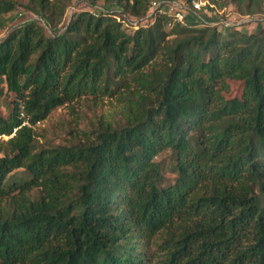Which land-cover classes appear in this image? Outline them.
<instances>
[{"label":"trees","instance_id":"1","mask_svg":"<svg viewBox=\"0 0 264 264\" xmlns=\"http://www.w3.org/2000/svg\"><path fill=\"white\" fill-rule=\"evenodd\" d=\"M73 1L0 0V29L19 8L44 21L0 39V264H264V27L160 11L194 0H87L152 23L97 8L62 25ZM220 1L264 15V0ZM104 97L122 123L37 142L56 109ZM165 151L173 181L155 160Z\"/></svg>","mask_w":264,"mask_h":264},{"label":"rangeland","instance_id":"2","mask_svg":"<svg viewBox=\"0 0 264 264\" xmlns=\"http://www.w3.org/2000/svg\"><path fill=\"white\" fill-rule=\"evenodd\" d=\"M205 6L199 12L193 13L189 10L188 21L195 26L202 27V21L213 20L211 25H218L219 28L234 27L239 28L244 32H255L264 27V15L244 16L238 12L234 5H225L224 2L218 0L217 3L209 0H201ZM187 5L182 1H174L167 3V14L174 17L176 12L175 4ZM97 8L113 13L120 20L122 17L125 20V26L139 27L147 26L152 23L149 19H137L135 17L124 15L113 6L105 7L103 2H99L96 7L91 6V2L87 0H74L69 7L62 25H66L73 18V16L81 11H96ZM155 9H152L149 17L153 16ZM17 17L6 28L0 29V39L5 37L9 31L19 25L26 23L30 20H38L44 24V21L34 14L27 12L23 8H19L16 12ZM155 21V20H154ZM174 20L172 23H176ZM171 25L169 26V28ZM227 86L224 88L222 94L227 99L234 98L239 95L240 83L228 80ZM10 107L9 99L3 96L0 99V114L6 115ZM120 101L115 97H104L99 99L98 102L86 100L75 104L73 108L61 107L56 109L44 121L38 123L34 129L37 132V142L42 146L71 144L77 141L82 136L83 132L90 133L94 127H97L101 118L112 121L114 124L123 122V117L120 114ZM8 140L4 136H0V144L2 141ZM165 167V174L169 181H173L175 175L171 172V153L165 151L155 159ZM32 195H36V190H33ZM7 201L0 200V211L4 209Z\"/></svg>","mask_w":264,"mask_h":264},{"label":"built area","instance_id":"3","mask_svg":"<svg viewBox=\"0 0 264 264\" xmlns=\"http://www.w3.org/2000/svg\"><path fill=\"white\" fill-rule=\"evenodd\" d=\"M205 6V4L201 0H194L192 2V6H186L182 4H175L176 12L174 14L175 20L183 25H188L187 23V14L190 11L193 13L199 12L202 7ZM161 8V3H154L153 9L159 10ZM161 12L167 13V10H160ZM7 139H9L11 136H5Z\"/></svg>","mask_w":264,"mask_h":264}]
</instances>
